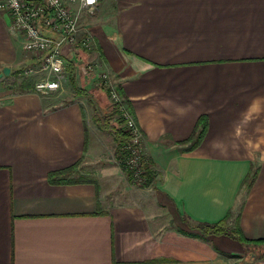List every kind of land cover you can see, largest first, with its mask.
Returning a JSON list of instances; mask_svg holds the SVG:
<instances>
[{"label":"crops","instance_id":"obj_1","mask_svg":"<svg viewBox=\"0 0 264 264\" xmlns=\"http://www.w3.org/2000/svg\"><path fill=\"white\" fill-rule=\"evenodd\" d=\"M80 13L96 47L84 60L121 89L155 179L116 170L115 139L107 147L82 102L53 106L34 83L9 81L37 58L0 11V72L11 68L0 80V264H254L235 239L189 232L231 212V227L264 239V0H100ZM86 74L77 80L91 92Z\"/></svg>","mask_w":264,"mask_h":264},{"label":"built area","instance_id":"obj_2","mask_svg":"<svg viewBox=\"0 0 264 264\" xmlns=\"http://www.w3.org/2000/svg\"><path fill=\"white\" fill-rule=\"evenodd\" d=\"M78 2L79 8L74 9L65 0H0V11L11 18L12 31L23 35L24 50L36 54V63L25 66L22 73L31 78L39 76L34 80V90L40 95L46 96L62 86L69 53L80 49L89 51L95 46L92 35L81 30L80 12H95L100 0ZM84 70L95 72L97 79L111 88V99L120 110L129 134L122 149L126 154V167L134 182L147 184L143 133L133 113L107 70L98 72L92 62L87 63ZM119 162L122 163L121 159Z\"/></svg>","mask_w":264,"mask_h":264},{"label":"trees","instance_id":"obj_3","mask_svg":"<svg viewBox=\"0 0 264 264\" xmlns=\"http://www.w3.org/2000/svg\"><path fill=\"white\" fill-rule=\"evenodd\" d=\"M87 50H85V54H86ZM67 72L69 74V80L70 83L72 85V87L75 89V91L78 94L81 95H88V91L79 86L78 81H77V72H76V65L77 63L73 62L72 60H70L69 62H67ZM28 81V80H27ZM26 79L23 81V86H32L33 85V81L30 80V82H27ZM103 91H105L106 93H110L111 88L106 85V84H102L100 87ZM33 89H34V85H33ZM118 91L121 95V89L118 88ZM122 96V95H121ZM117 107V106H116ZM120 112V110L115 109L111 112V113H106L105 115H102L100 113L95 114L94 119L95 122L99 125V127L104 130V131H110L113 132L114 134V139L115 142L117 144V149H116V153H117V157L119 159H121L122 163V167L124 170H126L129 175H130V171L127 169L126 167V162H125V156L126 154L122 152V149L125 145V143L129 140V134L128 131L126 130L125 126H124V121L121 118H116V116L118 115V113ZM202 126H203V130L205 128L206 123L202 122ZM73 167L68 168L66 171H70ZM146 168V179H147V184H150L154 181L155 179V174L152 171V169L149 168L148 165H145ZM254 176V175H253ZM131 178V175H130ZM254 179V178H253ZM252 179V180H253ZM231 217V212H229L227 214V216L222 219L221 221L218 222H196L194 224V228L195 231L193 232H189V235H195V236H200L206 240H209L211 237L214 236H221V235H225L228 236L232 239H235L239 242H241L243 245H246V250H250V255L255 257V255L252 253L251 248H257L260 246L264 245V239H248L246 238L241 230L240 224H239V220L237 219L235 226L231 227L228 224V221ZM186 233V232H184Z\"/></svg>","mask_w":264,"mask_h":264},{"label":"rangeland","instance_id":"obj_4","mask_svg":"<svg viewBox=\"0 0 264 264\" xmlns=\"http://www.w3.org/2000/svg\"><path fill=\"white\" fill-rule=\"evenodd\" d=\"M95 48L96 47L94 46V48L92 50H89V52L93 51ZM77 54H80L79 57H77V59H76L73 56V59L76 60L75 61L77 63L76 72H77V75L79 76V79H81L80 77H82L83 75H85L87 73L86 70H84L85 69V65H86V61L84 60L86 58L85 57L86 56L85 55V50L82 51V52L78 51ZM24 55L25 56H29L31 58L36 57V54L29 53V52H27L25 50H24L23 56ZM87 63H89V62H87ZM14 75H15V77L11 76V75L8 77V78H10L9 81H11V79H13V78L17 79V81H18V79L20 81H23L24 79H26V80L27 79H29V80L31 79V77L24 76L23 73H19V74L17 73V74H14ZM89 76H92V75L89 74ZM38 78H39V76L35 75V76L32 77L31 80L34 81V80H37ZM77 81H78L79 86H82L83 82L82 81L79 82V80H77ZM92 81L93 80L89 79V82L92 83ZM93 82H94V84L97 82L98 83V84H96L97 86L93 87L94 86L93 85L92 86L93 90L91 92H89L88 95L82 97L81 94H78L75 91V89L72 87V85L70 83V80H69V74L67 72L66 73V78L63 81L62 86L58 90L53 91V92L49 93L48 95H46V98L47 97L49 98V100L51 101V104H53V106L61 105V104L65 103V102L71 101V100H73L75 98V99H77L78 101H80V102H82L84 104V106H85V114H86V116L88 118H91L92 115L95 116L96 112L100 113L102 115H105L106 113L107 114L111 113L114 110V108L117 109V107L114 105L113 100L111 99L110 93L108 94V93H106L105 91H103L100 88L101 85L105 84V83L101 82L99 80L93 81ZM112 82H113L114 85L116 84L114 81H112ZM87 89H89V86H88ZM116 118H121L120 112L118 113ZM107 133H108V135H106L107 136L106 139L104 138L102 140L105 142L106 145H108L107 147H110V146H112L111 143L113 141L112 138L114 137V135H113L114 133L110 132V131H107ZM107 138H108V143H106ZM116 147H117V145H116ZM110 150L113 151V148L111 147ZM110 150L108 149V151H110ZM106 161H108V160H106ZM108 164H109V162H108ZM114 164H115V166L117 168L116 169L117 171L119 170L120 172H123V176L124 175L127 176V174L124 173V171H121V169L119 167V165H121L120 162H118L116 160ZM117 177L119 178V176H117ZM127 179H128V177H127ZM131 179H132V177H131ZM133 184L137 185L136 182H134ZM139 186H141V185H139ZM251 251L255 255V257L254 258L252 256L249 257L250 256V250L248 249L247 252L244 253L245 256H246L245 262L251 261L254 264H264V245L260 246V247H257V248H251Z\"/></svg>","mask_w":264,"mask_h":264},{"label":"water","instance_id":"obj_5","mask_svg":"<svg viewBox=\"0 0 264 264\" xmlns=\"http://www.w3.org/2000/svg\"><path fill=\"white\" fill-rule=\"evenodd\" d=\"M11 74V68L9 66L3 67L2 71L0 72V80L4 77H8Z\"/></svg>","mask_w":264,"mask_h":264}]
</instances>
